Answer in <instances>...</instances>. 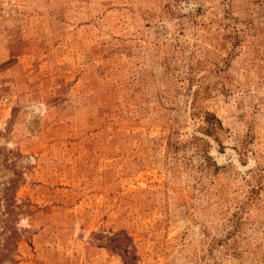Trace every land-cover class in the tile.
Returning a JSON list of instances; mask_svg holds the SVG:
<instances>
[{"label":"rangeland","instance_id":"rangeland-1","mask_svg":"<svg viewBox=\"0 0 264 264\" xmlns=\"http://www.w3.org/2000/svg\"><path fill=\"white\" fill-rule=\"evenodd\" d=\"M0 264H264V0H0Z\"/></svg>","mask_w":264,"mask_h":264}]
</instances>
